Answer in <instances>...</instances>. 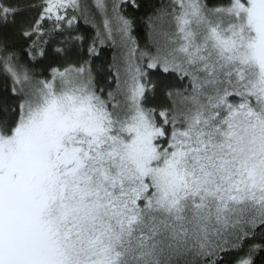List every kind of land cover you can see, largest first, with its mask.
I'll return each mask as SVG.
<instances>
[{"label":"snow or ice","instance_id":"obj_1","mask_svg":"<svg viewBox=\"0 0 264 264\" xmlns=\"http://www.w3.org/2000/svg\"><path fill=\"white\" fill-rule=\"evenodd\" d=\"M0 264H264V0H0Z\"/></svg>","mask_w":264,"mask_h":264},{"label":"trees","instance_id":"obj_2","mask_svg":"<svg viewBox=\"0 0 264 264\" xmlns=\"http://www.w3.org/2000/svg\"><path fill=\"white\" fill-rule=\"evenodd\" d=\"M109 54H110L109 52H107V51L105 52V55H109Z\"/></svg>","mask_w":264,"mask_h":264}]
</instances>
